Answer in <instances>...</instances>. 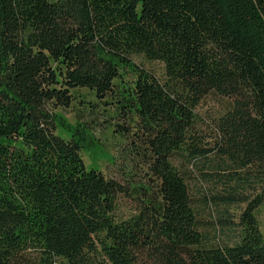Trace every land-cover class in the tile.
Segmentation results:
<instances>
[{
    "label": "trees",
    "instance_id": "16d2710c",
    "mask_svg": "<svg viewBox=\"0 0 264 264\" xmlns=\"http://www.w3.org/2000/svg\"><path fill=\"white\" fill-rule=\"evenodd\" d=\"M78 87L131 114L143 179L86 168V130L54 113ZM211 94L228 107L207 142L195 110ZM177 155L213 168L225 210L245 203L234 242L205 237ZM262 203L264 0H0V264H264Z\"/></svg>",
    "mask_w": 264,
    "mask_h": 264
},
{
    "label": "rangeland",
    "instance_id": "374dc122",
    "mask_svg": "<svg viewBox=\"0 0 264 264\" xmlns=\"http://www.w3.org/2000/svg\"><path fill=\"white\" fill-rule=\"evenodd\" d=\"M133 59L142 67L151 71L158 77L163 75V65L159 61H148L137 55ZM133 75L123 73L121 79L115 80L117 90L120 93L123 87L132 84ZM124 101V97L118 96ZM228 107V99L223 96L211 94L203 98L196 107L199 118V128L202 136L207 142H212L211 125L215 117L221 114ZM120 107L119 100L115 95L97 97L93 91L85 87H78L72 90V101L67 107L57 106L54 113H57L69 125H78L87 132V143L81 150V156L87 169L100 170L108 177H113L124 184L136 182L143 179V164L139 159L134 164L135 156L130 151L131 131L135 128L131 114L126 113ZM128 127V131L122 128ZM133 131V130H132ZM58 135L68 138L70 132L61 126L56 127ZM140 156V155H139ZM172 161L184 174L190 191L195 196V203L201 205L199 219L205 237L210 243H232L235 240L240 212L244 209L245 203H236L226 207L214 200L213 195L222 188L224 182L216 181L209 172L213 168L202 161H194L193 164L185 163L181 156H174ZM189 170V171H188ZM189 172V174H188ZM215 172V166H214ZM213 175V174H212ZM230 185H234L229 181ZM246 187V193L251 196V187ZM134 198L121 196L118 201L119 213L126 214L134 207ZM206 201V205L204 202ZM260 230L264 237V203L260 204L255 211ZM53 264H66L61 259H55Z\"/></svg>",
    "mask_w": 264,
    "mask_h": 264
}]
</instances>
